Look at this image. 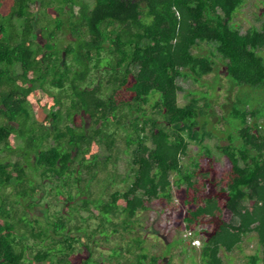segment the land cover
<instances>
[{
	"label": "trees",
	"instance_id": "trees-1",
	"mask_svg": "<svg viewBox=\"0 0 264 264\" xmlns=\"http://www.w3.org/2000/svg\"><path fill=\"white\" fill-rule=\"evenodd\" d=\"M2 3L0 264H174L148 251L137 217L200 180L208 193L185 221L210 228L191 232V253L225 264L221 251L255 233L244 264H264V102L242 91L264 88V21L242 31L246 0ZM219 72L238 88L227 111L200 91L179 103L181 81ZM34 97L50 101L41 119ZM211 116L225 144L210 143ZM215 149L231 164L225 186L199 160Z\"/></svg>",
	"mask_w": 264,
	"mask_h": 264
},
{
	"label": "rangeland",
	"instance_id": "rangeland-1",
	"mask_svg": "<svg viewBox=\"0 0 264 264\" xmlns=\"http://www.w3.org/2000/svg\"><path fill=\"white\" fill-rule=\"evenodd\" d=\"M2 4L1 10L3 13H6L12 4V0H3ZM235 20L240 24L242 31H245L252 25L260 26L262 21H264V0H246V3L236 15ZM66 42L67 39L64 38L62 44ZM219 73V75L214 73L206 76L203 80V85L193 83L192 81H181L180 84L185 89V92L183 91L179 94V103L185 104L192 97L193 93L200 91L208 94V102L213 105V108L219 115L227 111L238 94V88L233 87L231 85L233 82L228 77H224L222 72ZM242 91L243 96H246L251 104L257 105L259 102H264V88L247 85L244 86ZM33 103L34 108L39 110L38 118H43L44 109L50 106V101L47 99L39 100L34 97ZM209 118L211 126L216 124L210 143L213 146L217 142L225 144L226 140L222 138L223 134L220 132L221 124L217 122V117L211 116ZM219 139L221 140L219 141ZM197 151V145L191 143L189 157H196ZM211 155V158L205 155L200 157L201 166L212 167L216 172L217 181H221V186H225L232 178L230 161L227 157L220 156L216 149ZM189 157L184 158V161L187 162ZM203 181L200 180L198 182L196 191L190 190L187 193L184 188L174 189V201L172 204L160 203L158 200H155L152 202L150 210L138 214L139 233L143 235L145 239L144 245L150 253L165 254L170 252L174 264H201L197 253L196 256L195 252L191 253L193 239L190 238V234L203 228L208 229L210 225L200 223L189 226L185 221V217L189 215V211L196 209L204 203L205 195L208 193L209 188L203 186ZM214 195L218 199L221 208V211H218L217 214L221 215L224 219H228L231 212L225 207V198L218 190ZM49 197L51 198V196ZM44 209V206L40 207L37 213L43 214ZM196 239L201 240V237L197 236ZM257 246L258 236L252 233L233 252L229 253L222 250L221 256L225 264H244L246 257L256 252ZM78 258V253L73 255V259L77 260Z\"/></svg>",
	"mask_w": 264,
	"mask_h": 264
},
{
	"label": "built area",
	"instance_id": "built-area-1",
	"mask_svg": "<svg viewBox=\"0 0 264 264\" xmlns=\"http://www.w3.org/2000/svg\"><path fill=\"white\" fill-rule=\"evenodd\" d=\"M193 244H194L195 246L199 247V246L201 245V241H200L199 239H195V240L193 241Z\"/></svg>",
	"mask_w": 264,
	"mask_h": 264
},
{
	"label": "clouds",
	"instance_id": "clouds-1",
	"mask_svg": "<svg viewBox=\"0 0 264 264\" xmlns=\"http://www.w3.org/2000/svg\"><path fill=\"white\" fill-rule=\"evenodd\" d=\"M195 239H196V238H194L193 241H194ZM199 240H200V239H199ZM200 241H201V240H200ZM193 246H195V245L193 244ZM195 247H197V246H195ZM199 247H200V246H199Z\"/></svg>",
	"mask_w": 264,
	"mask_h": 264
}]
</instances>
